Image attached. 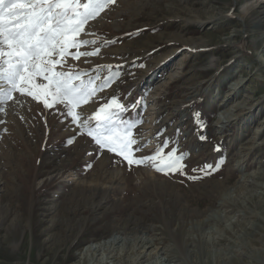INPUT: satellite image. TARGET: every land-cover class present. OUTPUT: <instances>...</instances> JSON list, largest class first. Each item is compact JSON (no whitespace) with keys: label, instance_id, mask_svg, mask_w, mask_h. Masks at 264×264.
<instances>
[{"label":"rangeland","instance_id":"rangeland-1","mask_svg":"<svg viewBox=\"0 0 264 264\" xmlns=\"http://www.w3.org/2000/svg\"><path fill=\"white\" fill-rule=\"evenodd\" d=\"M86 32L97 43L81 51L99 54L69 56L58 70L97 83L109 69L121 75L83 115L117 97L125 118L142 119L134 132L147 146L137 155L168 140L166 150L187 157L186 175L129 171L16 93L0 105V264H224L220 250L236 251L264 223V0H117ZM208 164L218 170L205 176ZM114 237L120 246L99 249ZM249 243L260 249L253 259L233 261L263 257L264 239Z\"/></svg>","mask_w":264,"mask_h":264},{"label":"snow or ice","instance_id":"snow-or-ice-1","mask_svg":"<svg viewBox=\"0 0 264 264\" xmlns=\"http://www.w3.org/2000/svg\"><path fill=\"white\" fill-rule=\"evenodd\" d=\"M117 0H0V105L14 99V94L31 97L54 111L74 128L78 135L91 139L97 147V154L107 152L129 171L133 166L148 167L165 176L177 172L186 175L184 163L187 158L178 154L176 145L168 148V140L162 141L156 150L148 155L141 153L146 144L139 142L134 129L142 119L125 118L128 106L113 96L110 102L100 106L94 114L83 115L82 106L95 102L97 93L110 87L121 75L111 71L102 82L100 76L87 80V73H70L58 70L69 56L74 60L97 56L99 48L93 51L81 49L93 46L96 40L81 39L86 26L95 20ZM114 43V42H113ZM75 49L76 51H71ZM135 109V104H133ZM4 109L0 108V111ZM199 113H195L199 117ZM197 127L201 126L199 120ZM76 137L67 139L74 143ZM201 140L206 136L201 135ZM219 151V148L216 149ZM88 168L91 165L87 166ZM218 170L208 164L199 171L210 175ZM193 171H197L194 169ZM191 177L188 179H198Z\"/></svg>","mask_w":264,"mask_h":264},{"label":"bare ground","instance_id":"bare-ground-1","mask_svg":"<svg viewBox=\"0 0 264 264\" xmlns=\"http://www.w3.org/2000/svg\"><path fill=\"white\" fill-rule=\"evenodd\" d=\"M256 15H257V12L254 10V8L253 7H251L250 9H247L246 11H245V18H246V20L249 22L250 20H252L254 17H256ZM255 46L256 47H259L260 46V44H259V42H256L255 43ZM254 46V47H255ZM262 52V54L261 55H259V57H258V60H259V63L261 64V66L262 67H264V51H261ZM240 84V83H239ZM236 88V87H235ZM235 88H233V90H235ZM238 91V90H237ZM237 91L235 92V93H233L232 91L231 92H229V94L227 95L230 99H229V101H232L233 100V97H232V95L233 94H236L237 93ZM242 105V103L241 104H239V105H237V106H234L233 108H234V110L236 109V110H239L240 108V106ZM227 106V103H223V104H221V107H222V109L223 108H225ZM246 106V105H245ZM246 108V107H245ZM236 112V111H235ZM231 113H232V111H231ZM232 116H235L234 114H232ZM149 125V124H148ZM148 173H150V174H152V175H154V173H156L153 169H151V168H149V170L147 171ZM73 180H76V179H73L72 178V180L71 181H73ZM80 183V182H79ZM83 183H86V182H83ZM82 184V183H81ZM253 232H254V235L252 234V235H249V237L250 238H248L249 240H250V242H251V244L253 245V244H255V243H258V242H260V241H262L263 239H264V223H263V226L260 228V229H253ZM256 234H259V235H261L262 236V238H259L258 240H256L255 239V235ZM260 236V237H261ZM247 239V238H246ZM249 240L247 241V242H245V241H243L242 242V245L240 244V246H238V248H237V250L236 251H232V250H230L229 248H227L225 251H221L220 250V252H221V255L223 256V259H224V261L226 260V262H224V264H226V263H230V264H236V263H238L239 264V262H240V260L239 259H237L238 257H241V256H243V255H247L248 254V256L251 258V259H253V255H255V253H258L259 251H260V249H254V248H252L251 246H250V243H249ZM122 242V239H119V238H112V240H110L108 243H106L105 244V246H99V249H105L106 247H108L109 249H112L113 247L115 248V246H118L120 243ZM125 244V243H124ZM123 244V245H124ZM120 246V245H119ZM144 246H145V248H147V250H150L153 246H154V244L152 243V241L150 242V243H144ZM107 248V249H108ZM106 249V250H107ZM153 249H155V248H153ZM113 251H114V249H113ZM153 252V250H151V253ZM161 252V249H157L155 252H154V254H159ZM109 253H111V251H109ZM150 253V254H151ZM240 254V255H239ZM114 255V254H113ZM232 255H234V256H236L237 258H236V260H238V261H233L235 258H233V256ZM112 256V254L110 255V257ZM108 258L109 257H107L105 260H102L104 263L103 264H107L108 262H106V260H108ZM146 260V256L145 257H141V259H140V262L141 261H145ZM219 261V260H218ZM139 262V263H140ZM139 263H137V264H139ZM218 263V262H217ZM217 263H215V264H217ZM141 264H142V262H141ZM171 264V263H170ZM223 264V263H222ZM256 264H264V254H263V257H260V258H258L257 260H256Z\"/></svg>","mask_w":264,"mask_h":264}]
</instances>
